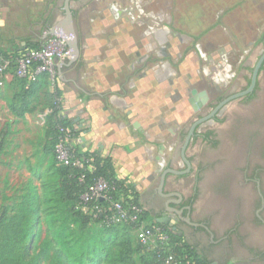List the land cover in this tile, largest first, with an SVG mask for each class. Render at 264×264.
<instances>
[{"label": "trees", "instance_id": "16d2710c", "mask_svg": "<svg viewBox=\"0 0 264 264\" xmlns=\"http://www.w3.org/2000/svg\"><path fill=\"white\" fill-rule=\"evenodd\" d=\"M119 1L124 3L126 0ZM44 41L39 39L29 48H37ZM22 53L21 49L0 51V57L10 61L12 75L13 63ZM79 68L80 64L75 71ZM240 69H243V65ZM12 81L15 90L9 108L17 118L33 112V100L46 90L43 93L44 106L40 109V112L46 110L42 128L45 139L43 156L49 157L51 161L50 175L41 182V190L30 184L19 203L11 208L4 207L0 212V264H165L169 258L171 264H211L181 235L156 223L144 209L139 215L129 210L132 206L144 208L136 185L119 172L112 158L83 146L81 132L63 113V95L57 85V74L54 79L42 74L34 80L13 75ZM196 89L209 90L205 82L198 84ZM233 116L235 127L233 130L228 128L226 145L245 149L249 139L260 134L254 144L258 147L257 160L261 170L257 177L264 199V107L254 103L249 109L242 113L235 112ZM59 143L67 151L68 164L56 158L55 148ZM243 158L244 154L237 159ZM249 159L247 173L251 177L255 161L251 164L252 158ZM75 161L80 166H75ZM245 167V164L240 163L239 168ZM214 179L217 180V196L213 201L219 206L220 197L228 194L232 198L235 195V190H232L235 180L225 183L223 190L218 182L221 177ZM98 180L107 185L105 199L84 206L81 196ZM252 197L253 203L250 202L246 212L240 215L244 217V225L231 226L228 239L242 242L241 239L246 237L245 248L253 249L256 254L251 263L264 264V223L255 216V211L261 207L260 196L255 189ZM117 201L128 210V218L111 224L106 218L112 214L111 203ZM95 206L99 212L94 209ZM259 215L264 221V208ZM133 216L136 218L132 220ZM141 227L155 234L154 243L142 244L138 240L136 231ZM208 228L218 239V234L210 224ZM163 236L166 237L164 241ZM240 252L243 258L248 257L245 249ZM230 261L231 258H228L227 263Z\"/></svg>", "mask_w": 264, "mask_h": 264}, {"label": "crops", "instance_id": "0c3cea01", "mask_svg": "<svg viewBox=\"0 0 264 264\" xmlns=\"http://www.w3.org/2000/svg\"><path fill=\"white\" fill-rule=\"evenodd\" d=\"M63 1L0 0V51L12 52L15 50L13 45L9 43L14 41L16 28H24L35 43L39 39L44 40V33L51 29L50 25H52L51 21L54 16L57 24L63 19ZM72 2L74 1L70 0L69 5L73 21L74 19L76 21H74V28L77 27L79 56L73 63L58 62L56 66L57 85L63 95V113L67 119L72 121L75 129L81 132L80 137L83 146L91 150H97L105 156L111 154L119 172L130 177L132 180L129 179L134 182L132 177L137 178L138 172L145 166L139 164L136 158L134 166L124 162L126 154L124 155L123 149L126 144L137 142V136H141L143 139L147 138L149 142L155 143L151 148L160 147L157 150L155 161L162 163L163 159L168 155L171 143L175 138L176 128L181 122H175L177 123L176 126L168 130L170 139H168V144L166 142L164 146L165 142L159 141V136H156V132H159L157 127H162L161 129H163L165 126L163 107L161 102H159L162 99V88L161 86H156L155 92L148 90L149 64L158 60L149 59L148 46L146 43H142L144 33H141V28L138 42L132 39L133 34L130 27L126 24V22L133 21L131 18L133 10L128 7L130 0L124 3L119 0L118 2L116 0H104L102 3L93 1L89 5V10L87 11L85 8L86 10L82 15H80V9L73 6L72 4L74 3ZM103 3H106L113 15L112 21L109 23L110 25L113 24V27L109 28L110 38H108L106 44L99 42L91 49H88L85 44L86 30L90 24L88 18L90 13L95 12L96 8H98L96 6ZM94 4L95 6H93ZM138 18L146 20L147 16L140 13ZM120 19H123V21ZM4 22L7 23V26L2 25ZM139 24L142 25V22ZM33 28H41L43 30L31 31ZM145 32H147V29H145ZM3 33L9 35L7 40L2 38ZM41 35L42 38H40ZM26 47L23 44L19 49L23 50ZM88 52H91L90 58ZM78 64H80V68L75 71ZM87 73L91 74L89 81L91 87L84 83ZM157 74L158 70H156ZM204 76H206L205 72L192 84V89H196L198 84L205 82ZM105 77H109L108 84H113V87L108 86L109 90L107 91L102 90L107 85V82H104ZM112 78L114 79L113 81H111ZM12 82V76H10L4 88L0 91L1 130L2 126H5L3 124L5 122L8 123L4 129L6 135L1 137L0 170L3 167H7L6 172L10 170L11 173H26L32 169L28 166L35 167V164H33L34 154L28 147H33V144H29V142L36 139L35 135L40 129L38 127H43L40 121H43L46 110L44 112L27 113L21 118L13 116L8 110L5 100L8 98L5 91L10 89L14 92L15 90ZM155 83L157 84L158 82L155 81ZM148 101H151L150 108ZM149 116L158 117L157 121H159V124H156L150 131L146 126L147 117ZM4 117L7 118L6 121H4ZM34 117L38 119L39 125L33 123L27 126L23 125L24 122L33 121ZM170 123L173 122L170 121ZM147 132L149 133L148 137L146 135ZM9 133H11V136L8 138ZM40 138L45 144L43 135ZM4 140H7L9 144L5 145ZM8 145H10V148H7ZM135 153L137 156L138 153L136 151ZM41 155V158L45 159L43 153ZM130 172L133 174L130 175ZM153 176L146 174L144 178L140 177L146 185V188L142 187V189L137 187L141 197L159 177V175L155 178ZM141 203L143 204L142 199Z\"/></svg>", "mask_w": 264, "mask_h": 264}, {"label": "rangeland", "instance_id": "374dc122", "mask_svg": "<svg viewBox=\"0 0 264 264\" xmlns=\"http://www.w3.org/2000/svg\"><path fill=\"white\" fill-rule=\"evenodd\" d=\"M96 7L98 8L90 13L88 18L90 24L86 30L85 41L88 49L99 42L106 44L110 38L109 28L113 27V24H109L113 15L106 3ZM128 7L133 10L131 16L133 21L126 22L133 34L132 39L138 40L141 28V33H144L142 43L148 46L149 59L158 60L149 64L148 90L155 92L156 86L162 88V99L159 102L163 107L165 126L163 129L157 127L159 132H156V136H159V141L165 142L163 144L165 146L170 139L168 130L176 126L175 122L183 123L192 117V108L189 105V99L193 96L192 84L201 77V74L205 72L206 76L213 77L217 84L224 82L228 85L245 61L253 57V52L256 53L257 49L254 50V46L258 44L264 30V0H130ZM140 13L146 15L147 19L140 20L138 18ZM140 22L142 25L139 24ZM2 25L7 26V23L4 22ZM34 30L43 29H31ZM2 35L5 40L9 38L7 33ZM14 36V41L9 43L13 45V49H19L23 44L29 48L35 43L22 27L15 29ZM88 53L90 58L91 52ZM156 70H158L157 75ZM90 79L91 74L87 73L84 83L89 87H91ZM113 80L112 78L111 81ZM155 81L158 83L156 84ZM104 82H107V85L102 90L107 91L110 86L113 87L112 83L108 84L109 77H105ZM45 91L33 100L31 105L34 109L33 113L40 112L43 108ZM5 93L8 97L5 99L8 110L11 112L9 105L13 92L9 89ZM148 102L150 108L151 101ZM147 118L146 126L149 131L159 124L158 117ZM6 120L7 118L4 117V121ZM37 120L34 117L33 121L24 122L23 125L27 126L30 123L39 125ZM40 122L44 126V119ZM6 124L8 123L3 124L5 126H2V130L0 128V138L5 133ZM42 128L38 127L36 139L29 142L33 147H28L34 154L35 167L28 166L32 169L26 173H11L10 170L6 172L7 167L0 170V212L4 207L11 208L19 203L20 198L28 192L30 184L40 191L41 182L50 175L48 172L50 158H41L45 149V144L40 138ZM146 135L148 137L149 133L147 132ZM10 136L11 133L8 134V138ZM137 138L138 141L135 143L127 142L123 152L124 155L126 154L124 162L134 166L138 160L139 164L145 166L138 172L137 178L132 177L136 187L142 189V187L146 188V185L140 177L144 178V175L151 174L155 178L160 175L168 164L170 152L168 151L162 163L156 162L157 150L160 147L151 148L155 145L154 142L151 143L141 136ZM4 143L9 144L7 140H4ZM9 146L7 148H10ZM135 151L138 153L137 156ZM106 156L113 159L111 154ZM132 174L130 172V175Z\"/></svg>", "mask_w": 264, "mask_h": 264}, {"label": "flooded vegetation", "instance_id": "af4514ba", "mask_svg": "<svg viewBox=\"0 0 264 264\" xmlns=\"http://www.w3.org/2000/svg\"><path fill=\"white\" fill-rule=\"evenodd\" d=\"M72 1V5L78 7L82 15L86 9L89 10L91 2L102 3L104 0ZM51 23V28L57 24L55 16ZM254 50L256 53H252L253 57L245 61L243 69L236 73L228 85L224 82L217 84L213 77L204 76L209 90L193 89L197 93L206 92L207 100L200 97L194 101V109L189 99L192 117L177 126L169 150L168 164L141 197L145 211L156 223L181 235L192 248L210 260L211 264H253L251 262L256 256L253 249L245 248L246 237L241 239L242 242H231L228 233L232 231L231 226L244 225V217L240 215L246 212L250 202L253 203V189L264 202L257 177L261 170L257 160L258 147L254 144L260 134L251 137L245 149L226 145L228 128L233 130L235 127V123H232L234 113H242L254 103L264 107V60L257 71L252 92L231 99L246 92L251 85L253 71L264 55V30ZM242 153L243 160L237 159ZM249 158H252L251 164L255 161L252 164L251 177L247 173ZM240 163L246 167L239 168ZM164 173V181L161 183ZM214 177H221L218 182L223 190L225 183L235 180L232 189L235 190V195L232 198L228 194L220 197L219 206L213 201L217 196V180ZM259 209L255 211V216L263 223L260 215L257 216ZM208 224L216 231L218 239H215ZM241 249L247 251V258H243ZM228 258H231L229 263Z\"/></svg>", "mask_w": 264, "mask_h": 264}, {"label": "built area", "instance_id": "2783aa9c", "mask_svg": "<svg viewBox=\"0 0 264 264\" xmlns=\"http://www.w3.org/2000/svg\"><path fill=\"white\" fill-rule=\"evenodd\" d=\"M71 59L70 50L64 40L57 36H50L45 39L37 48H25L22 55L15 60L14 73L18 78L34 80L37 76L45 74L50 79H54L57 74L56 66L58 62H69ZM10 61L0 57V91L4 88L7 79L13 76L10 72ZM56 158L59 162L68 164L69 156L62 143L56 145ZM58 153V154H57ZM75 166H80L78 161L73 163ZM107 185L104 181L98 180L88 188V191L81 196V203L85 206L89 203L96 202L98 199H105L104 191ZM96 211H100L97 206ZM112 214L106 218V221L111 224H117L125 221L128 218V210H126L120 202L111 203ZM144 208L132 206L129 210L134 215L142 213ZM145 210V209H144ZM133 216L131 219H135ZM137 238L142 244L154 243L155 234L150 231H145L141 227L136 231ZM162 240H166L163 236ZM171 259H167L165 264H171Z\"/></svg>", "mask_w": 264, "mask_h": 264}, {"label": "water", "instance_id": "95a60500", "mask_svg": "<svg viewBox=\"0 0 264 264\" xmlns=\"http://www.w3.org/2000/svg\"><path fill=\"white\" fill-rule=\"evenodd\" d=\"M69 1L70 0L65 1L64 18L58 24H56L54 27H52L50 30L45 32L43 38L47 39L50 36H57V37L61 38L62 40H64L66 42L69 50H70V53H71V59H70L69 63H73L79 56V49H78V39H77V35L75 32V28H74L73 16H72L70 8H69ZM263 60H264V55L262 56V58L258 62L255 70L253 71L251 85L248 88V90L246 92H243V93H240V94H237V95L231 97V99H234V98H237L239 96H243L247 93L252 92V90L255 86L257 71H258ZM200 97L207 100V93L206 92L197 93L196 90H193V97L190 99V102L192 103L193 106H194V104H193L194 101L198 100ZM194 109H196L195 106H194ZM164 176H165V173L161 176V183H163V181H164ZM263 204H264V202L262 200L261 201V208L259 209V211L262 209ZM259 211L257 212L258 217H259ZM263 223H264V221H263Z\"/></svg>", "mask_w": 264, "mask_h": 264}]
</instances>
